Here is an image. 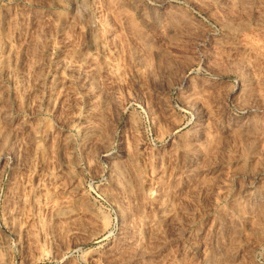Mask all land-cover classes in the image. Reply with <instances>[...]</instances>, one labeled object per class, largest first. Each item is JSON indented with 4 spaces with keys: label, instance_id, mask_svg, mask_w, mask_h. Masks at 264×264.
<instances>
[{
    "label": "rangeland",
    "instance_id": "374dc122",
    "mask_svg": "<svg viewBox=\"0 0 264 264\" xmlns=\"http://www.w3.org/2000/svg\"><path fill=\"white\" fill-rule=\"evenodd\" d=\"M0 264H264V0H0Z\"/></svg>",
    "mask_w": 264,
    "mask_h": 264
}]
</instances>
